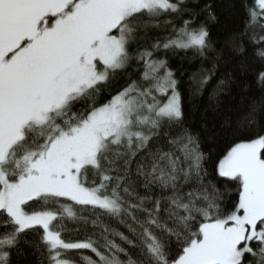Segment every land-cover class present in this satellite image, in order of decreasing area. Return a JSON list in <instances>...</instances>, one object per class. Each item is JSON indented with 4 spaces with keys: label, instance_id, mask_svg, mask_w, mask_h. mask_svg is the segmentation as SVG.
I'll return each instance as SVG.
<instances>
[{
    "label": "snow or ice",
    "instance_id": "6c2138e0",
    "mask_svg": "<svg viewBox=\"0 0 264 264\" xmlns=\"http://www.w3.org/2000/svg\"><path fill=\"white\" fill-rule=\"evenodd\" d=\"M0 264H264V0H0Z\"/></svg>",
    "mask_w": 264,
    "mask_h": 264
},
{
    "label": "trees",
    "instance_id": "16d2710c",
    "mask_svg": "<svg viewBox=\"0 0 264 264\" xmlns=\"http://www.w3.org/2000/svg\"><path fill=\"white\" fill-rule=\"evenodd\" d=\"M222 22H223V18H222Z\"/></svg>",
    "mask_w": 264,
    "mask_h": 264
}]
</instances>
